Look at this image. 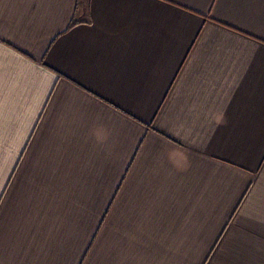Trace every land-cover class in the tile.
Returning <instances> with one entry per match:
<instances>
[{"label":"crops","instance_id":"0c3cea01","mask_svg":"<svg viewBox=\"0 0 264 264\" xmlns=\"http://www.w3.org/2000/svg\"><path fill=\"white\" fill-rule=\"evenodd\" d=\"M0 264H264V0H0Z\"/></svg>","mask_w":264,"mask_h":264}]
</instances>
